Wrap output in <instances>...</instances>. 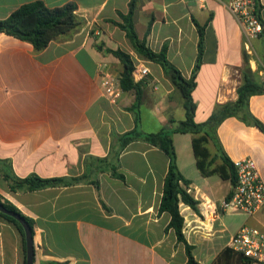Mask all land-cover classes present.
Wrapping results in <instances>:
<instances>
[{"label":"crops","instance_id":"crops-1","mask_svg":"<svg viewBox=\"0 0 264 264\" xmlns=\"http://www.w3.org/2000/svg\"><path fill=\"white\" fill-rule=\"evenodd\" d=\"M35 1L50 8L74 4L81 24L40 52L0 33V162L13 177L64 180L12 191L0 167V196L33 222V264H186L184 245L168 229L170 215L159 213L168 155L142 137L123 141L133 131L144 136L175 130L185 119L184 99L171 79L159 64L138 58L118 26L131 0H0V20ZM258 8L264 25V0ZM132 22L152 51L166 47L167 60L185 79L197 62V25L203 27L192 93L198 124L237 101L245 70L264 81V32L248 39L235 15L215 0H137ZM118 49L149 69L140 80L138 109L133 91H123L115 104L103 95L99 72L120 78L123 71L110 52ZM151 89L159 96L154 102ZM248 111L264 125V94L250 97ZM216 132L228 158L234 163L251 157L264 181V133L236 116ZM200 135L174 133L172 140L178 169L190 181L187 190L199 201L200 214L180 204L184 236L199 263L211 264L239 230L227 218L242 213L222 210L233 185L217 170L223 162L211 141L203 144L208 158L195 154ZM250 217L252 227L264 229V209ZM199 245L205 246L200 256ZM0 264H26L19 229L1 218Z\"/></svg>","mask_w":264,"mask_h":264},{"label":"trees","instance_id":"trees-1","mask_svg":"<svg viewBox=\"0 0 264 264\" xmlns=\"http://www.w3.org/2000/svg\"><path fill=\"white\" fill-rule=\"evenodd\" d=\"M137 0H131L129 12L122 16L123 23L118 26L125 31L126 37L132 44L133 50L137 55L147 61L159 64L164 73L171 79L174 86L178 89L184 99L185 119L179 123L177 129L172 131H161L144 136L137 134L136 131L124 135V143L127 145L130 141L138 138L150 142L163 150L169 157V168L164 181L163 196L159 206V213H168L171 221L168 229H173L179 243L184 245L187 257L186 264H200L194 256L195 246L188 243L184 236L185 220L180 212V204H184L193 209L197 214L199 211V201H197L188 192L187 188L190 181L185 179L177 166V157L173 146L172 134L174 133H192L201 134L194 139V150L197 156L204 158L209 157V152L204 147V143L211 141L216 147L219 157L222 159V165L217 169L221 177L229 180L233 187L236 184V168L234 163L228 158L223 151L221 143L217 137V126L223 120L230 116L239 117L246 124L258 127L264 133V125L251 115L248 111V103L251 96L264 94V81L257 80L251 71L245 70L244 82L238 88V99L234 103H227L219 106L205 123L198 124L195 122L196 104L193 101L192 93L196 87V74L200 69L201 57L203 53V27H198L199 48L197 62L190 79H185L181 72L174 67L166 57V47L156 53L147 47L145 41L139 40L132 22L133 14L136 9ZM76 6L66 4L63 7L50 8L42 1L27 3L16 9L12 14L3 20H0V33L13 36L21 41L33 45L36 52L43 51L49 44L60 36L67 35L77 29L81 22L76 15ZM111 54L119 59L123 65V71L120 75V86L123 91H133L135 93L134 109H138L142 96V83L135 81L133 71L135 62L131 56L121 50H111ZM214 160V158L212 159ZM212 163V161H210ZM0 164H2L0 162ZM6 172V171H5ZM4 178L11 182V190H39L47 187L59 186L64 183L62 178L44 179L37 175L26 178H17L10 176L7 172ZM229 197V196H228ZM0 202L8 210L14 211L21 215L31 226L33 231V222L30 218L23 215L10 201L0 196ZM0 218L13 223L20 231L23 237L25 249L24 230L19 222L14 218L0 212ZM211 264H253V262L240 253L225 247L218 255L216 260Z\"/></svg>","mask_w":264,"mask_h":264},{"label":"built area","instance_id":"built-area-1","mask_svg":"<svg viewBox=\"0 0 264 264\" xmlns=\"http://www.w3.org/2000/svg\"><path fill=\"white\" fill-rule=\"evenodd\" d=\"M229 10L240 22L248 39L258 38L264 32L259 16L258 0H215ZM149 69L135 64L133 78L140 81ZM103 95L113 104L122 95L120 78L106 70L99 72ZM236 184L232 194L222 202L224 212L255 215L264 209V181L256 162L251 157L235 161ZM228 248L250 259L253 264H264V229L244 226L229 240Z\"/></svg>","mask_w":264,"mask_h":264},{"label":"rangeland","instance_id":"rangeland-1","mask_svg":"<svg viewBox=\"0 0 264 264\" xmlns=\"http://www.w3.org/2000/svg\"><path fill=\"white\" fill-rule=\"evenodd\" d=\"M137 56L141 60H144L139 55H137ZM135 64H139V62L137 61V62H135ZM148 96H149V100H151V102H154L156 99H159V96L157 94H155L154 92H152V89L149 91ZM149 110H150V107L147 106V108H146V105L142 108L144 120L147 121V125L151 126L150 122L152 121V118H151V114H150ZM0 167H2L3 171H6V169H5L6 164H4V163L0 164ZM4 173H6V172H4ZM250 216L251 215H247V214H233V216L230 215L226 221H229L231 223L232 229L234 231H236V230H238L244 226L252 227L250 225V222H249L250 218H251ZM196 249H197L196 253L200 256V253L202 252L203 249H205V246L199 245V246H197Z\"/></svg>","mask_w":264,"mask_h":264},{"label":"water","instance_id":"water-1","mask_svg":"<svg viewBox=\"0 0 264 264\" xmlns=\"http://www.w3.org/2000/svg\"><path fill=\"white\" fill-rule=\"evenodd\" d=\"M0 212L14 218L22 226L25 237L26 264H33L34 243H33V231L31 226L21 215H19L14 211L8 210L1 202H0Z\"/></svg>","mask_w":264,"mask_h":264}]
</instances>
